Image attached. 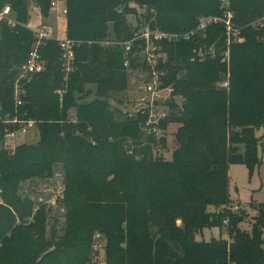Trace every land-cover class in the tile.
Wrapping results in <instances>:
<instances>
[{"label": "trees", "instance_id": "obj_1", "mask_svg": "<svg viewBox=\"0 0 264 264\" xmlns=\"http://www.w3.org/2000/svg\"><path fill=\"white\" fill-rule=\"evenodd\" d=\"M53 1L0 0V10L10 6L19 23L15 29L0 24V115L34 121L39 139L8 149L7 132L22 125L0 121V264H93L95 234L105 246V264H264V204L256 207L252 231H245L246 215L232 210L229 194L232 164L253 172L262 163L256 131L264 129V41L257 38L264 31L253 25L264 21V0H60L66 36L80 43L76 70L65 81L60 45L48 41L41 51L46 70L20 82L17 107L15 84L35 42L25 24L32 8L49 18ZM229 13L231 32L224 22ZM204 18L220 21L190 41L162 43L166 62L158 69L167 73L165 85L184 96L182 109L171 103L162 135L147 133L144 114L117 121L121 111L112 110L110 92L125 88L142 65L132 59L136 43L131 68L125 66V42L145 27L190 33ZM87 84L96 87L91 101H83L94 95ZM171 124L180 125L177 148L165 160L155 146L167 148ZM217 125L214 143L204 145V128ZM57 173L64 177L66 229L49 241L45 205L21 191ZM216 228L225 233L197 239Z\"/></svg>", "mask_w": 264, "mask_h": 264}, {"label": "rangeland", "instance_id": "obj_2", "mask_svg": "<svg viewBox=\"0 0 264 264\" xmlns=\"http://www.w3.org/2000/svg\"><path fill=\"white\" fill-rule=\"evenodd\" d=\"M228 2L226 1L222 7L227 5ZM61 9H65V5L61 3ZM58 12L55 10L51 11V15L49 18H45L41 15L39 9L32 8L30 11V19L26 25V28L30 29L31 32L34 33L38 28L45 27L49 30V32L57 37L59 40H64L66 38V19H58ZM230 16V17H229ZM232 14H228V19H232ZM129 23L135 26L136 19L134 17H129ZM264 21L259 22L260 25L254 24L253 27L256 29H260L264 31V27L262 28L261 25ZM239 41L245 42V37L242 35V38L237 37ZM236 39V40H237ZM257 39L264 41V35L262 37H258ZM116 40H113L115 42ZM111 43V42H110ZM109 42L103 43L104 47H109L111 45H117L118 43H111ZM202 51L199 52V56H202ZM101 70L104 68L102 66L99 67ZM141 66H138L135 71H131L128 77V81L126 82V87L121 88L122 86H118L117 89H112L110 92V105L112 110L115 112L116 109L120 110L121 113L118 114L116 111V117L118 118L117 121L122 123H127L131 118V110L135 107V101L137 98L138 93L140 92V85H141V77L142 71ZM100 80L105 78V74L103 71L100 73ZM119 82H121L119 80ZM219 87V85H218ZM220 88V87H219ZM93 90L94 95L89 98L83 99V101H91L94 99L96 87L92 84L86 85V91ZM82 97V96H81ZM178 103V108H183V101L184 96L178 95L176 99ZM128 112L129 115H125L124 112ZM123 112V113H122ZM71 115L75 117V110L71 112ZM178 124H171L170 129L168 130L167 135V148L162 151L160 144L156 145L155 152L160 153L165 160H171L173 152L177 148L176 143V133L178 130ZM216 130L218 131V125L216 127L211 128H204L202 141L204 145H207L208 140L214 143L215 137H217ZM256 136L261 139L259 145V158L262 162L260 166H257L253 172L250 171L247 165L245 164H232L229 167V194L231 198V208L234 209L235 207H239L238 211H242L246 215L245 222L242 223L241 228L245 231H252V223L250 221L253 217L256 216L257 210L256 207L259 205L264 204V129L256 131ZM210 137V138H209ZM209 138V139H208ZM38 136L36 129L31 130L27 135H20V138L16 141L15 144H11L7 142V139L4 140V146L8 149L13 150L21 143H28V144H35L38 142ZM2 142L0 141V144ZM130 143L128 144V146ZM219 149H223V145L220 143L217 147V151ZM158 150V151H157ZM244 152V151H243ZM62 166L57 167V171L61 172ZM64 177L61 173H57L53 178L50 180L39 181L34 180L31 182H27L22 186V195L29 196L37 201V204L45 205L46 207V219H47V240L49 241H56L58 240L64 233L66 229V220H65V213L66 207L63 202L64 199ZM40 205V206H41ZM39 206V207H40ZM35 209L38 210L39 208ZM213 212L220 211L216 209H212ZM181 224V222H179ZM222 233H225L224 229H206L203 231L202 234H199L197 239L210 241L213 238H219ZM100 236L99 234H95L92 244V251H93V264H105L106 262V255H105V246L99 243ZM264 248V247H263Z\"/></svg>", "mask_w": 264, "mask_h": 264}, {"label": "built area", "instance_id": "obj_3", "mask_svg": "<svg viewBox=\"0 0 264 264\" xmlns=\"http://www.w3.org/2000/svg\"><path fill=\"white\" fill-rule=\"evenodd\" d=\"M52 7V10L58 12L57 18L59 20L66 19V9H61L60 0L53 1ZM229 17L227 15V19ZM219 21L218 19L204 18L200 21L197 30L183 35L169 34L167 32L151 30L149 27H145L137 31L132 40L125 42L124 47L127 55L125 66L128 69L131 68L130 57L132 56L133 45L136 43L139 45V51L133 55L132 59L138 57V62L142 64L141 90L137 95L135 107L130 113L131 116H137L138 114L147 116L148 120L145 129L148 134H154L157 137L162 135L160 126L171 114V103L175 101L177 104V96L175 95L174 88L172 86H166L164 83V77L167 73L158 69L161 61L163 63L166 62V54L163 52L162 43L177 42L180 39L190 41L195 35H203L211 24L218 23ZM224 22L228 32H231V18ZM0 24L7 25L12 29H15L19 25L10 6H5L0 10ZM50 40H56L62 50L61 62L62 71L65 74V81L68 80L70 73L76 70L75 62L77 49L80 43L68 39L67 36L64 40H59L52 35L47 28H38L35 31L33 50L21 67L19 79L15 84L17 107L22 105L21 94L23 93V85L20 82L24 81L25 83H31L35 76L46 70V63L41 51ZM223 61H226V59ZM222 86L227 87L228 83L225 82ZM0 121L5 124L20 123L22 125L18 131L7 132L6 139L7 142L11 144H15L20 138V135H27L31 130L35 129L34 121L22 122L18 118L14 120H2L1 115ZM238 209L239 207H235L232 210L236 212Z\"/></svg>", "mask_w": 264, "mask_h": 264}, {"label": "crops", "instance_id": "obj_4", "mask_svg": "<svg viewBox=\"0 0 264 264\" xmlns=\"http://www.w3.org/2000/svg\"><path fill=\"white\" fill-rule=\"evenodd\" d=\"M62 3V2H61Z\"/></svg>", "mask_w": 264, "mask_h": 264}]
</instances>
